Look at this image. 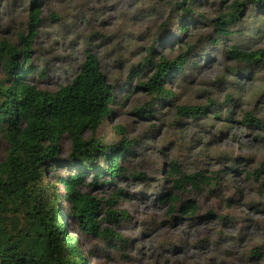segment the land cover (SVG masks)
Here are the masks:
<instances>
[{"label": "rangeland", "instance_id": "1", "mask_svg": "<svg viewBox=\"0 0 264 264\" xmlns=\"http://www.w3.org/2000/svg\"><path fill=\"white\" fill-rule=\"evenodd\" d=\"M35 1L41 22L32 45L35 69L29 81L40 89H58L74 78L90 50L114 97L111 116L94 137L104 144L121 137L134 140L120 163L128 175L109 184L102 181L108 176H102L91 186L94 177L89 172L81 186L104 199L120 188L126 194L115 208L126 210L127 218L101 223L127 239L124 246L114 248L106 239L84 234L61 202L66 228L88 263L264 264V69L239 63L226 53L232 45L246 52L264 49V14L246 4L230 28L233 35L223 39L224 44H212L208 37L216 31L210 19L230 12L233 0H195L193 17L184 15L177 4L181 0ZM32 4L0 0V40L17 43L19 33H28ZM179 23L187 26L184 33ZM188 46L189 62L168 86L175 97L166 102L154 98L141 86L152 73L143 65L149 50L152 58L171 59ZM210 103L208 113L217 111L215 118L190 119L176 113L177 105ZM246 112L262 126L246 124ZM60 148V159L65 160L70 150L67 136ZM5 151L0 139V160ZM172 163L179 172L170 176ZM73 171L74 166L62 161L47 169V179L55 182ZM196 172L209 177V184L196 189L185 183L184 190L173 186L182 174ZM57 187L62 191L61 184ZM169 191L182 208L195 204L196 212H170L163 201Z\"/></svg>", "mask_w": 264, "mask_h": 264}, {"label": "trees", "instance_id": "2", "mask_svg": "<svg viewBox=\"0 0 264 264\" xmlns=\"http://www.w3.org/2000/svg\"><path fill=\"white\" fill-rule=\"evenodd\" d=\"M194 2L181 0L177 4L184 15L192 16ZM246 4L254 12L264 14V0H233L230 12L210 19L216 31L214 37H208L212 44H224L223 39L233 35L230 28L238 22ZM40 22V8L33 0L28 33H19L17 43L0 40V139L6 143L5 155L0 160V264H89L75 236L66 228L61 202L67 204L70 218L84 234L106 239L114 248L124 246L128 240L101 223L117 224L127 218L126 210L115 208L119 200L128 198L126 194L120 188L104 199L83 191L81 186L89 172L94 177L88 183L91 186L97 185L96 180L102 176H108L102 181L109 184L128 175L120 163L131 151L134 140L121 137L115 143L104 144L94 137L111 116L114 97L113 86L90 50L85 51L74 78L58 89H40L29 81L35 69L31 50ZM178 29L184 33L187 26L179 23ZM191 48L188 46L171 59L152 58L149 50L143 65H148L152 73L141 86L154 98L173 100L175 93L168 87L170 79L188 64ZM226 53L239 63L264 69L263 48L246 52L232 45ZM211 104H183L175 108L181 117L210 119L217 114L213 109L208 113ZM243 121L255 128L262 126L251 112L244 114ZM118 129L124 131L122 127ZM87 132L91 134L89 138L85 137ZM64 136L70 140V150L62 160L60 141ZM62 161H68L74 171L49 182L47 169ZM178 172V165L172 163L169 175ZM209 182V177L196 172L182 174L173 180V186L184 190V184L189 183L201 189ZM57 184L62 185V191ZM163 201L169 204L170 212L182 209L184 214L193 215L197 209L193 203L182 208L172 191L165 194ZM254 252L260 255L257 249Z\"/></svg>", "mask_w": 264, "mask_h": 264}]
</instances>
